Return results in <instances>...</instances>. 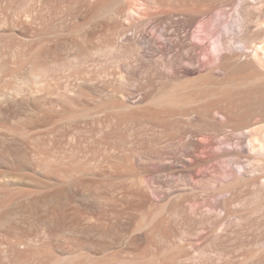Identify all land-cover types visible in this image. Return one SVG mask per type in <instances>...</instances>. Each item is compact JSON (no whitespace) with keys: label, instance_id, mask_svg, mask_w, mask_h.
Returning <instances> with one entry per match:
<instances>
[{"label":"rangeland","instance_id":"374dc122","mask_svg":"<svg viewBox=\"0 0 264 264\" xmlns=\"http://www.w3.org/2000/svg\"><path fill=\"white\" fill-rule=\"evenodd\" d=\"M138 1L154 20L167 14L159 5L162 1ZM177 1H164V10L174 12L177 6L183 10L184 0H179L183 8ZM262 1L233 0V4L215 10L226 12L223 17L228 26V43L240 53L251 50L241 40L245 31L250 30L251 37L259 32L256 26L260 12L264 19ZM123 2L119 8L125 9L127 3ZM102 3L103 0H0V264H51L53 259H65V264H264V186L255 176L251 177L250 188L239 186L245 191H238L242 195L237 198L242 200L237 202L236 198L235 203L240 205L233 202L236 213L222 220L216 230L213 227V210L217 207L224 214V209L217 205L222 194L210 191L218 181L232 177L225 172L230 162L240 174L248 165L244 157L234 155L236 158L230 159V150H241L246 143L238 139L239 131L229 137L221 132L210 146L214 151L221 152L226 147L231 152L215 154L206 164L210 174L225 170L223 174L227 176H220L223 179L201 176L192 181L186 167L181 168L182 163L183 172H164L167 176H160L161 181L115 170L110 174L107 171L116 165L108 161L97 160L96 168L92 165L110 147L107 142L111 143L117 132L119 136L132 134V140H136L133 134L147 131L135 125L139 124L136 121L121 125L116 117L106 115L111 101L107 97L112 93L109 83L120 90L134 87L139 90L136 94L143 88H152V95L156 91L154 82L152 87L149 85L158 57L151 59L138 51V23L111 18L107 13L109 1ZM79 8L85 14L81 18L77 17ZM94 30L96 33L91 34ZM148 31L161 36V30L154 25ZM109 43L120 47L110 50ZM246 58L243 55L241 59L247 61ZM129 70L138 74L129 76ZM126 76L132 78L126 80ZM104 83L109 88L103 90ZM100 98L107 99L106 105ZM91 107L107 112L94 118L93 113L88 114L95 110ZM109 130L115 133L112 138ZM107 132L110 139L109 135L102 138ZM149 133L148 136L153 132ZM119 140L117 145L123 142ZM178 145L169 146L171 151L164 149L156 162L159 158L167 161V152L180 156L188 148L187 144ZM76 165L87 167V173L78 176Z\"/></svg>","mask_w":264,"mask_h":264},{"label":"bare ground","instance_id":"6f19581e","mask_svg":"<svg viewBox=\"0 0 264 264\" xmlns=\"http://www.w3.org/2000/svg\"><path fill=\"white\" fill-rule=\"evenodd\" d=\"M105 1L103 0L102 4H104ZM108 1L109 3H106L107 5L109 4L107 13H110V16L112 15L111 18H113L114 16V19L118 17L124 19V21L128 23L134 21L138 23V28L136 29L135 33L136 46L138 51L144 53L145 55H149L151 59L156 56L158 57L156 65L154 66L153 76L151 78L152 81L149 80L150 87H152V82H154L155 86L153 85V87L154 91L156 87V93L154 92V94L152 95V88H143V90L140 89V92L136 94L139 90L136 91V88L134 87H125L127 89L123 88L120 90L116 87V85H113V83H109L112 84L110 85V88L106 86L107 84H103L104 86H106L103 90L109 88L112 92L111 94L107 92L109 96H106L107 98L110 97L108 99V102L109 100H111L108 105L109 107H107V109L109 108L108 113H106L107 109L99 110L96 109V107H91L95 110L93 112L88 111V114L93 113L92 115L95 118L96 115L99 116V114H103L105 111L106 115L110 114V117H116V119H118V122H122H119L121 125H125V123L129 124V122H134L135 124L136 121L139 124L136 123L135 125H139V128L142 131L143 129L147 131H144L145 133L137 131L139 134L137 132L133 134L135 135L136 140H132V134H127L126 136L121 134V136H119V132H117L116 134L114 133L119 138L116 136L113 139L112 136L115 135L111 134V131L109 130L111 138L112 140H114V142H116V145L113 144L114 142H112L111 140V143L107 142V146L110 144V147H107L105 146L106 143H103L104 139H102V144H104L103 147L105 146L107 147V149L106 151H104L105 149L103 150L105 153H101L100 156H97L100 159H94L96 163L92 165H95L96 168L98 161L99 163H105L106 161H108L110 164L112 163L113 165H116L115 169L111 165V170L107 171L110 174H112L115 170L121 171L128 176H153L154 178H157L158 181L162 180L160 179V176H167V173L164 174V172H168V174L171 173L172 175V172H174L173 174H175V172L177 171L180 172V169L184 166L186 167L184 169L188 171L191 179H196V177L200 178L201 176H205V178L206 176H218L219 178L223 179L220 176H227L226 174L232 176L231 178L229 177V179L226 178L227 180L220 179L221 181H218L219 179H217L218 183L215 181L217 184H214L216 185L215 188L213 186L214 191H210L212 193L216 192L217 194H222L220 198H217V205L221 206L224 209V214H222L221 211H218L217 207H215V209L213 210V213H215L216 215V221L213 223V227L216 230L219 226L218 224L222 220L231 215L232 212L233 214L236 213L234 208L236 206L235 204L242 200L238 198H241V195L243 194L242 191H245L243 189L240 190L241 188H239V186L242 185L241 187L243 188H250L248 186H250V184L252 183V176H255L258 181L260 180L261 187L264 186L263 12H260L258 9V12H260L261 15H259L260 13L258 14L259 24L258 26H256V28L258 27L257 31L259 32H257V36L251 37L253 35L250 36V33L248 35V32L250 30H247L241 37V40L245 43L246 48L251 49L249 53L245 52L244 54L237 51L235 48H233V45L228 43L230 37L228 38L226 35L228 26L225 23V18L223 17L225 11H222L221 9V13L215 12V10H217L216 8H218L219 6L220 9L221 7L224 8L233 4V0H184V4H186L185 7L184 5L182 6L183 0H181L182 2L176 0L177 2L181 3L180 6H182V8L184 7L183 10H180L179 8H177V6L175 8V10H178H176L177 12H175L174 9V12L172 10H164V1H167L166 4H168L171 0H154L155 3L162 1V4L159 3V5H162L163 8H161V10L162 12L164 11L163 13H167L165 17L159 20H154L151 14L146 12V9H142V5L137 4V2L139 3L138 0H124L127 4L123 2V0H112L111 4V1ZM121 1L123 2V5H127L125 6V9L119 8L121 7L119 6L121 4ZM155 3H153L154 6ZM263 3H261V5L259 3L258 4L262 6ZM88 7L89 6H87V8ZM156 8L158 12L160 10V7L158 8V6H156ZM230 8L232 9V7ZM161 10L158 12L159 14ZM81 11L82 9L79 8L77 16L78 18H81L82 14L83 16L85 15L83 12L81 13ZM157 12L154 13L157 14ZM144 18H147V20H142ZM201 19H203L204 21H202V23H200V25H198L195 29L194 26ZM248 19L251 18L248 17ZM141 20L142 22H140ZM163 23L165 24L163 25ZM228 24H230V22ZM151 25H154L157 30H161V33H159L161 36L158 35L161 38L156 36V32L149 33L148 27ZM248 25L249 24L247 23V29L248 27H250ZM193 28L195 29L194 33L192 31ZM129 31H132V29L126 30V32ZM95 33L96 30H94V32L91 31V34ZM108 46L109 45H107V48ZM119 47L120 44L111 43L110 48L108 49L114 50ZM243 55L248 56V58H246L247 61H242L241 58L243 57ZM128 74L129 76L137 75L138 72L129 70ZM129 76H126V80L132 78ZM126 77H124V79ZM92 80L94 82V79ZM101 90L102 88L98 91ZM120 93L121 96L118 97L117 94L120 95ZM102 96L100 94V97ZM100 99L97 100H99L100 102ZM105 100L102 101L101 99V102L104 103ZM106 103L107 101L105 102V105ZM91 108L90 110L92 111L93 109ZM97 108H99V106ZM136 108H139V110L135 111ZM218 114L222 116H219ZM93 116L91 118H93ZM84 122L85 121L83 120V123ZM114 123H116V120ZM119 123L117 125H119ZM90 131L93 132V130ZM149 131L153 133L152 135L148 136V134H150ZM156 131H158V133H155ZM236 131L240 132L238 139H243L244 142H246L244 144L245 146L242 145L241 150H237V148L230 150L231 148H228L232 152L231 153L230 151L226 150L225 147V149L220 152L218 150L214 151L212 147H210L211 144L213 146V142L216 139V136H218V134H220L221 132H226L225 135L229 137L230 135H234L233 133H235ZM110 134L107 132L106 135L104 134L105 137L102 138H106L107 135H109L108 139H110ZM138 136L146 137L139 139ZM205 137L207 138V141H205ZM115 138H121V140H123V142L119 140L121 142V145H117L119 142H117L118 139L115 140ZM202 138H205L204 141ZM97 143L99 142H96V144ZM240 143H242V141ZM174 144H187L188 148L185 146L187 148L186 151H184L185 154L183 153L179 156L177 153L167 152L169 155L167 161L164 160V158V161L160 160L161 158H159L156 162V158L158 157V155L160 156L161 152L164 153L163 151H165L164 149L166 148V151L169 150V146L172 147V145ZM176 146L177 145H175V147ZM180 149L182 150V148ZM99 150L97 151H102ZM172 151L174 150L172 149ZM227 151L231 153L230 156L233 154V158L231 157L230 159L234 160L236 158V155L246 158L248 165L245 169V173L240 174L239 172H237L235 167H233L234 165H230L234 164L233 161L232 163L230 162V164H228L229 167H227V169L224 168L225 170H227H224L226 174H223L224 171H220L221 173H217V171H215L216 173L214 174L213 172L212 174L208 173V170H210V168L208 169V166L206 164L209 158L215 154L218 155ZM98 152L96 153L97 155L100 154ZM166 154H164L163 156H165ZM153 160L156 162H154L156 166H153V163L151 164ZM211 160L213 159L211 158ZM181 163L183 164V166L180 168ZM82 166H77V168H79L75 172L77 173V175L79 173L84 175L86 170L88 169L87 167H85L87 169L83 168V170L81 169ZM89 171L91 170L89 169ZM92 172L93 171H91V174ZM243 176H250V179L249 177L246 178ZM213 177L212 179L215 180V177ZM253 181L256 182L255 180ZM192 190L194 191L195 189ZM238 191H241L242 194L240 192L241 195H239ZM206 193L202 194L204 195ZM249 193L250 192H248V194ZM248 194H246V196ZM204 196H207V194ZM246 199L248 200V198ZM236 200L237 202L235 203ZM233 202L235 206H233ZM0 226H2V224ZM66 262L67 261L65 259H53L51 264H65Z\"/></svg>","mask_w":264,"mask_h":264}]
</instances>
